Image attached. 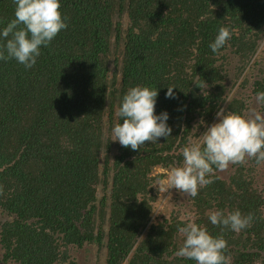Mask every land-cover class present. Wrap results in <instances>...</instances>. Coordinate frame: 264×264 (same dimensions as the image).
Wrapping results in <instances>:
<instances>
[{
  "label": "trees",
  "instance_id": "obj_1",
  "mask_svg": "<svg viewBox=\"0 0 264 264\" xmlns=\"http://www.w3.org/2000/svg\"><path fill=\"white\" fill-rule=\"evenodd\" d=\"M14 8L0 0V27ZM59 10L67 27L30 69L0 60V264H195L175 255L189 220L225 240L227 264H264V162L214 169L195 197L171 188L154 214L167 175L156 169L180 166L220 108L248 118L264 91V0H60ZM221 27L230 38L213 53ZM137 85L157 89L171 132L131 150L110 132ZM216 209L251 214L250 225L222 230L207 218Z\"/></svg>",
  "mask_w": 264,
  "mask_h": 264
},
{
  "label": "clouds",
  "instance_id": "obj_2",
  "mask_svg": "<svg viewBox=\"0 0 264 264\" xmlns=\"http://www.w3.org/2000/svg\"><path fill=\"white\" fill-rule=\"evenodd\" d=\"M13 18L0 27V60L14 59L30 69L40 55L41 47H47L60 30L67 27V17H62L60 0H13ZM230 38L227 28L217 30L208 47L213 53L220 50ZM173 87H168L166 98H174ZM157 89L133 86L123 94L115 115L120 121L111 128V141L123 147L137 150L147 142H157L168 137L171 128L167 124L168 113H155ZM255 102L264 105V91L255 94ZM252 118L220 108L217 122L207 126L198 141L189 142L181 150L180 166L171 167L167 174V189L175 188L191 197L198 187L211 183V174L223 170L229 164L254 158L264 162V116L252 110ZM208 221L239 232L250 225L251 214L242 215L237 209L224 213L220 209L209 210ZM183 237L175 255L195 261V264H227L223 254L226 242L214 237L193 220L177 228Z\"/></svg>",
  "mask_w": 264,
  "mask_h": 264
},
{
  "label": "rangeland",
  "instance_id": "obj_3",
  "mask_svg": "<svg viewBox=\"0 0 264 264\" xmlns=\"http://www.w3.org/2000/svg\"><path fill=\"white\" fill-rule=\"evenodd\" d=\"M264 48V41L261 43L260 47ZM244 75V74H243ZM243 75L240 76L239 81L242 80ZM246 94H250V89H246L245 90ZM244 92V93H245ZM255 110V112H259L262 116H264V107L262 105H258L255 102V97L251 98L250 100V109L248 111V118H252L254 113L252 110ZM230 165V164H229ZM225 170H223L224 172ZM160 173H166L168 174V171L162 169V168H157L156 171L154 172V175L160 174ZM167 175L164 176L160 182L162 183V187H161V197L159 199V201L156 204V211L154 212L155 216H158L161 211L164 209L165 207V201L168 198L171 188L167 189V179H166ZM75 256L77 257V259L79 260L80 263H85L87 260V256H88V252L85 249L79 250L75 253ZM92 256V255H91ZM91 263V261H90Z\"/></svg>",
  "mask_w": 264,
  "mask_h": 264
}]
</instances>
